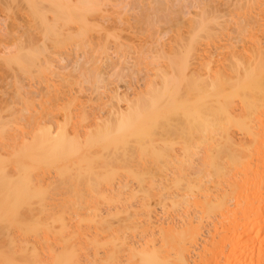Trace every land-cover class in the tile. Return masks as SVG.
Segmentation results:
<instances>
[{"label":"rangeland","instance_id":"rangeland-1","mask_svg":"<svg viewBox=\"0 0 264 264\" xmlns=\"http://www.w3.org/2000/svg\"><path fill=\"white\" fill-rule=\"evenodd\" d=\"M77 1L0 0V182L4 183H0V264H200L203 259L205 264L222 237L239 233L235 229L243 220L241 206L246 201L264 207V141L262 149L243 128L225 127L236 138L238 148L241 143L251 147L248 152L252 154L235 148L240 151L235 153L240 157L238 163H249L244 170L255 171L261 165V178L256 177L259 173L251 175L248 188L239 172L243 166L230 163L236 156L222 140L225 129L217 133L221 116L205 113L208 100L213 108L220 107L216 105L219 100L211 97L212 92L209 99L201 97L202 104H207L204 113L197 106L193 109L198 111L191 108L190 103L194 100L192 104L198 105L200 97H191L195 89L191 90L194 78L189 70L193 66L188 64L195 53L202 54L204 62H209L202 69L208 82L213 77L210 72L232 65L237 58L244 61L242 50L255 41L250 34L264 45L263 29L258 31L264 7L257 20L251 19L254 13L244 11L246 0ZM243 29L249 31L245 36ZM194 48L195 53L191 52ZM116 92L135 104L137 101L149 114L145 125L129 130L118 124L115 113L110 116L109 111L112 114L118 104L127 106L113 97ZM186 92L191 95L185 99ZM180 101L192 111H185ZM149 102L154 107L151 103L148 107ZM172 103L181 104L182 110ZM81 111L86 115L83 120ZM185 113L190 114L189 123ZM199 115L202 121L214 118L211 122L215 124L218 119V129L211 122V127H203ZM107 120L113 121L108 124ZM64 135L77 146L76 151L71 152L69 143L52 147L59 146ZM256 145L263 151L259 153ZM237 166L241 167L238 171ZM120 184L127 186L121 188ZM237 184L245 186V192ZM219 200L227 205L224 212L212 205ZM153 218H159L161 224ZM150 220L156 225L151 230ZM150 233L157 246L140 248L138 241L145 243L143 238ZM196 233V250H183L182 242ZM254 235L242 241H251L250 247L259 244ZM131 244H137L135 251V247L129 251ZM225 245L216 264H238V253L231 254L232 247Z\"/></svg>","mask_w":264,"mask_h":264},{"label":"bare ground","instance_id":"bare-ground-1","mask_svg":"<svg viewBox=\"0 0 264 264\" xmlns=\"http://www.w3.org/2000/svg\"><path fill=\"white\" fill-rule=\"evenodd\" d=\"M77 1V0H76ZM80 1V0H79ZM163 1V0H162ZM181 1V0H180ZM199 1V0H198ZM203 1V0H202ZM207 1V0H206ZM243 1V0H242ZM245 1V0H244ZM143 2V1H142ZM157 2V1H156ZM205 2V1H204ZM237 2V1H236ZM246 2H247V9L246 8H243L244 9V11L245 12H247V14L249 13V12H251V14L250 15H252V13H254L255 14V17H254V15H253V17L251 18V19H253V18H256L257 19V17L259 18V16L260 15H262L261 13L263 12L262 11V7H264V0H246ZM246 2H245V4H246ZM77 3H78V1H77ZM80 3V2H79ZM81 3H82V1H81ZM80 3V4H81ZM211 3V2H210ZM240 3V2H239ZM242 3V2H241ZM144 4V3H143ZM159 4V3H158ZM170 4V3H169ZM186 4V3H185ZM193 4V3H192ZM209 4V3H208ZM71 5V4H70ZM171 5H172V3H171ZM196 5H197V3H196ZM201 5V4H200ZM207 5V4H206ZM83 6V5H82ZM168 6V5H167ZM173 6V5H172ZM178 6V5H177ZM180 6H182V5H180ZM204 6V5H203ZM211 6V5H210ZM244 6H246V5H244ZM76 7H77V4H76ZM158 7H162V6H158ZM171 7V6H170ZM183 7H184V5H183ZM205 7H207V6H205ZM78 9H82V7H77ZM169 8V7H168ZM187 8V7H186ZM195 8V7H194ZM242 8V7H241ZM249 8V9H248ZM173 8H171V10H172ZM192 9V8H191ZM165 10H166V8H165ZM179 11V10H178ZM190 11V10H189ZM206 11V10H205ZM249 11V12H248ZM164 12V11H163ZM169 12V11H168ZM183 11L181 10V13H182ZM203 12V11H202ZM239 12V11H238ZM241 12V11H240ZM171 13H175V11L174 12H171ZM181 13H179V14H181ZM201 13V12H200ZM191 14V13H190ZM108 15V14H107ZM200 15H202V13L200 14ZM195 16V15H194ZM241 16V15H240ZM244 16V15H243ZM108 17V16H107ZM193 17V16H192ZM262 17V16H261ZM110 18H112V17H110ZM201 18V17H200ZM247 18V17H246ZM245 18V19H246ZM250 18V17H249ZM205 19V18H204ZM248 19V18H247ZM246 19V20H247ZM250 19V20H251ZM111 20V19H110ZM113 20V19H112ZM197 20V19H196ZM250 20H247V22H250ZM255 20V19H254ZM258 20V19H257ZM262 20V19H261ZM202 21V20H201ZM200 21V22H201ZM187 22V21H186ZM198 22V21H197ZM252 22H254V21H252ZM259 22V21H258ZM113 23V22H112ZM202 23V22H201ZM208 23V22H207ZM210 23V22H209ZM245 23V22H244ZM251 23V22H250ZM256 23V25L257 24H259V23H257V22H255ZM114 24V23H113ZM245 24H247L248 25V23H245ZM252 24V23H251ZM246 25V26H247ZM253 25V24H252ZM258 26V25H257ZM259 26H261V28L259 27ZM259 30L258 31H261V29H263L262 31H261V34H263L264 35V21H262L260 24H259ZM242 27V26H241ZM248 27H249V25H248ZM190 28V27H189ZM193 28V27H192ZM194 28H195V25H194ZM243 28V27H242ZM245 28V27H244ZM252 28H254V27H252ZM245 29H247V28H245ZM258 29V28H257ZM242 30V29H241ZM248 30V29H247ZM246 30V32H248L249 33V31H247ZM251 31L252 30H255V28L254 29H250ZM194 31V30H193ZM243 31L245 32V30L243 29ZM242 32V31H241ZM244 33L243 34V32L241 33V34H243V36H245L247 33ZM240 33V32H239ZM252 33V32H251ZM254 33H255V31H254ZM240 34V35H241ZM253 34V33H252ZM252 34H250V37L254 40L255 39V41H253V43H252V45L250 46V47H248L247 46V48L245 47L246 45H244V47H245V49L244 48H242V49H244V51L242 50V52H241V54L243 55V57H244V59L246 60V62H244V61H242L243 60V58L241 57V55L239 56V57H241L242 58V60H240V58L238 59H235V61L233 62V61H231L232 60V58H235V56H233L232 58H231V60H230V62L232 63L233 62V64L232 65H230V66H227L226 68H224V69H221L220 70V68L218 69L217 68V70H215L213 73H211L210 72V75L211 76H213L212 77V79H209V81L208 82H206L207 81V79H206V76L205 75H203V70L202 69H204V68H206L207 67V65L209 66V62H204V60H203V57H202V54H196L195 52H194V50H195V48L193 49V51H191V52H194L193 54H194V56H192V62L190 61V63L188 64V63H185L186 64V66H187V64H188V66L190 65V66H193V69H191L190 68V70H192V71H190L189 70V72H191L189 75L192 77V79L195 81H193V83H191L190 84V86L192 85L193 86V84H194V87H193V89L190 87V86H188V87H190L191 88V90H193L194 91V89H195V91H194V93H192L191 92V90H189V92H191L192 93V99H194L196 96H195V94H198V96L200 97V100H199V103H198V105L197 104H195V102H194V104H192V102L194 101H192L191 102V100H190V104H191V108L193 109V108H195V106H197L198 107V109H200V110H202L203 112L202 113H204V111H206V109L207 108H209V109H207L208 111H206L205 113L207 114V112H208V116H210V114H214V115H211V117L213 116V117H217L218 119H219V117H220V120L218 121V119L217 118H215V119H217L216 120V124L215 123H213V122H215V120H214V118H212L213 120H211V117L210 118H205V119H209V121L207 120V121H202V115H199L198 116V118L200 117V119L201 120H198V122L199 123H202L201 125H203V127H204V124L207 126H205L206 128H209L208 126H209V124H210V122L211 121H213V122H211V124H214L215 125V127L218 129V127H217V121L218 122H220V123H218V125H220L221 127L218 129V131H217V133L218 132H220V129L222 128V131H223V128L225 129V127L226 128H230L231 126H237L238 128L240 127V128H243L244 130L242 131V132H245V133H247V134H249L250 135V137H249V135L247 136L248 138H251V137H253V142L254 143H256V142H258L259 144H260V146H261V148H262V146H263V141H264V45L263 44H261L259 41H257V37L255 38V35L253 36ZM178 36H179V34H178ZM248 36H249V34H248ZM249 37V38H250ZM179 39V38H178ZM181 39V38H180ZM195 39H197V38H195ZM194 39V40H195ZM252 39H250V40H252ZM182 40V39H181ZM249 40V41H250ZM259 40V39H258ZM129 41V40H128ZM123 42H126V41H123ZM180 42V41H179ZM195 42V41H194ZM176 43V42H175ZM247 43H248V41H247ZM130 45H133V44H131V43H129ZM177 44V43H176ZM195 44V43H194ZM246 44V43H245ZM121 45V44H120ZM130 45H129V47H130ZM175 45V44H174ZM193 45V44H192ZM233 45V44H232ZM176 46H179V45H176ZM182 46H183V44H182ZM235 46V45H234ZM123 47V46H122ZM133 47V46H132ZM164 47V46H163ZM180 47V46H179ZM193 47H195V46H193ZM224 47V46H223ZM228 47V46H227ZM233 47V46H232ZM222 48V47H221ZM234 48H236V47H234ZM179 49V48H178ZM227 49V48H226ZM229 49V48H228ZM163 50V49H162ZM174 50V49H173ZM180 50V49H179ZM184 50V49H183ZM191 50V49H190ZM164 52H165V50H163ZM171 51V50H170ZM196 51V50H195ZM149 52V51H148ZM154 52V51H153ZM162 52V51H161ZM173 52V51H172ZM177 52H178V50H177ZM176 52V53H177ZM142 53V52H141ZM147 53V52H146ZM152 53V52H151ZM175 53V52H174ZM173 53V54H174ZM232 54L234 53H236V51L234 52H231ZM238 53V52H237ZM240 53V52H239ZM182 53H180V55H181ZM192 54V53H191ZM190 54V55H191ZM143 55H145V54H143ZM142 55V56H143ZM165 55V54H164ZM166 55H168V54H166ZM187 55V54H186ZM237 55H239V54H237ZM236 55V56H237ZM156 56V55H155ZM158 56V55H157ZM182 56V55H181ZM204 56V55H203ZM206 56V55H205ZM212 56V55H211ZM148 57V56H147ZM183 57V56H182ZM194 57V58H193ZM213 57V56H212ZM169 59H170V57H168ZM171 58H172V56H171ZM228 58V57H227ZM153 59V58H152ZM155 59V58H154ZM162 59V58H161ZM206 59V58H205ZM168 60V59H167ZM150 61H152V60H150ZM156 61V60H155ZM207 61V60H206ZM210 61V60H209ZM154 62V61H153ZM184 62V61H183ZM186 62V61H185ZM212 62V61H211ZM211 62H210V64H211ZM229 62V64H231ZM141 63V62H140ZM152 63V62H151ZM225 63H226V61H225ZM150 64V63H149ZM178 64V63H177ZM228 64V65H229ZM151 65V64H150ZM154 65V64H153ZM160 65V64H159ZM164 65V64H163ZM227 65V64H226ZM142 66V65H141ZM219 66V65H218ZM143 67V66H142ZM183 67H185V66H183ZM225 67V66H224ZM148 68V67H147ZM158 68V67H157ZM164 68V67H163ZM171 68V67H170ZM174 68V67H173ZM173 68H171V69H173ZM188 68V67H187ZM146 69V68H145ZM155 69V68H154ZM162 68H160V70H161ZM175 69V68H174ZM180 69V68H179ZM141 70H143V68L141 69ZM153 70V69H152ZM156 70V69H155ZM213 70V69H212ZM144 71V70H143ZM164 71V70H163ZM177 71V70H176ZM158 72V71H157ZM162 72V71H161ZM184 72V71H183ZM183 72H182V74H183ZM186 72H187V70H186ZM206 72V71H205ZM144 73H147V72H144ZM166 74H167V72H165ZM181 73V72H180ZM168 74H169V72H168ZM167 74V75H168ZM171 74V73H170ZM169 74V75H170ZM173 75H174V70H173V73H172ZM154 75V74H153ZM161 75V74H160ZM162 75H163V73H162ZM161 75V76H162ZM180 75V74H179ZM184 75V74H183ZM188 75V76H189ZM206 75H207V73H206ZM187 76V75H186ZM205 76V77H204ZM162 77H164V76H162ZM172 76H170V78H171ZM183 77V76H182ZM146 78V77H145ZM165 78V77H164ZM163 78V79H164ZM189 79V78H188ZM149 80V79H148ZM162 81H164V80H162ZM167 81V80H166ZM184 81V80H183ZM149 82V81H148ZM150 83V82H149ZM165 83V82H164ZM174 83V82H173ZM172 83V84H173ZM168 84V83H167ZM164 85V84H163ZM162 85V86H163ZM174 85H175V83H174ZM173 85V86H174ZM178 85V84H177ZM182 85H183V83H182ZM189 85V84H188ZM205 85L206 86H210L209 87V89L211 88V87H214V88H211V89H213V91H210L209 89H208V87L206 88L205 87ZM228 85V86H227ZM165 86H166V88L169 90V88H170V86H169V84L168 85H166L165 84ZM169 86V87H168ZM176 86V85H175ZM185 86V85H184ZM147 87H149L151 90H152V88L150 87V86H146V88ZM164 87V86H163ZM129 88V87H128ZM131 88V87H130ZM173 88V87H172ZM175 88V87H174ZM179 88V87H178ZM127 89V88H126ZM159 89V88H158ZM162 89V88H161ZM164 89V88H163ZM182 89V88H181ZM189 89V88H188ZM207 89H208V91H207ZM227 89H229V92L227 93L226 91H227ZM19 90H22V89H19ZM154 90V89H153ZM166 90V89H165ZM164 90V91H165ZM168 90H166L167 92H168ZM172 90V89H171ZM171 90H169L170 92H171ZM179 90V89H178ZM185 90V89H184ZM165 91V92H166ZM186 91V90H185ZM137 92H139V91H137ZM156 92L158 93V91L156 90ZM155 92V93H156ZM212 92H213V94H212ZM115 93V92H114ZM117 94H118V92H116ZM133 93V92H132ZM142 93V92H141ZM150 93H154V92H150ZM154 93V94H155ZM160 93V92H159ZM172 93V92H171ZM178 93V92H177ZM186 93H188V92H186ZM186 93H185V95L184 96H186ZM137 95L139 94V93H136ZM135 94V95H136ZM176 94V93H175ZM184 94V93H183ZM211 94H212V96H211ZM112 95H113V93H112ZM134 95V96H135ZM157 95V94H156ZM159 95H161V94H159ZM162 95H164V94H162ZM191 94L190 93H188L187 94V96L186 97H184L185 99L186 98H188V96H190ZM133 96V97H134ZM158 96V95H157ZM195 96V97H194ZM207 96V97H206ZM208 96H211V97H213L216 101L217 100H219L218 102H220V104L218 103H216V105H220V107H214L213 108V105H210V104H212V103H210V100H205V101H207V103H209L208 104V106H207V104L204 106V104H202L203 102V100L201 99V97L202 98H204L205 99V97L207 98V99H209L208 98ZM117 101H118V103H120L121 101L123 102V101H125L126 102V105L127 106H120L119 104H118V107H116L114 110H115V112H114V110H112V114H111V110L109 111V113H110V116L111 115H113V113H115L114 115H116L115 117H117V120L116 121H118L119 123L118 124H120V126L122 125L123 127L125 126L126 128H133L134 126L136 127H138V125L140 124H143V125H145V122L147 121V119H149V114H147V112L145 111V110H143V109H140L139 108V103L136 101V104L133 102V101H131V100H127L126 98H124V96L123 97H121V96H119V94L118 95H114L113 96ZM136 97V96H135ZM191 97H189V98H191ZM164 98V97H163ZM154 99H156L155 97H154ZM175 99H176V97H175ZM179 99V98H178ZM183 99V98H182ZM181 99V100H182ZM182 100L183 102L185 101L186 102V100ZM212 99V98H211ZM158 100V99H157ZM163 100V99H162ZM174 100V99H173ZM177 100V99H176ZM196 100V99H195ZM215 100L213 101L214 103H215ZM238 100V101H237ZM152 101V100H151ZM159 101V103H161L162 101H160V99L158 100ZM182 101H180L181 102V104L183 103ZM197 101V100H196ZM205 101H204V103H205ZM222 101V102H221ZM153 102H154V100H153ZM156 100H155V102H154V104L156 105ZM170 102V101H169ZM171 102H173V101H171ZM170 102V103H171ZM188 102V101H187ZM146 103H148V102H146ZM151 102H149V104H147L148 105V107H149V105H151L150 104ZM159 103H157V104H159ZM167 103H168V101H167ZM176 103H178V102H176ZM213 103V104H214ZM135 104V105H134ZM154 104H152V106L154 107ZM165 104H166V102H165ZM169 104V103H168ZM173 104H175V103H172V106H175V105H173ZM181 104H180V106H181ZM187 104V103H186ZM144 105V104H143ZM143 105H142V107L141 108H143ZM146 105V104H145ZM161 105V104H160ZM164 105V102H162V106ZM169 105H171V104H169ZM183 106L185 105V103L184 104H182ZM193 105H194V107H193ZM215 105V104H214ZM215 105V106H216ZM135 106V107H134ZM152 106L150 107V108H152ZM162 106H161V108L160 109H162ZM176 106H179L178 104H176ZM175 106V107H176ZM179 106V107H180ZM186 106H188V105H186ZM186 106H184V110L186 111L188 108V110L190 111L191 109H190V107H188V108H185ZM206 106H207V108H206ZM210 106V107H209ZM212 106V107H211ZM146 107L147 106H145L144 108L146 109ZM158 107V106H157ZM164 107H166V105H164ZM175 107L174 108H172V109H175ZM179 107H176V109L177 108H179ZM202 107V108H201ZM150 108H148V109H150ZM156 108V107H155ZM159 108V107H158ZM158 108H156V110H158ZM168 108H169V106H168ZM171 108H169V109H171ZM205 108V109H204ZM164 109V111H165V108H163ZM175 109V110H176ZM204 109V110H203ZM179 110V109H178ZM180 110H182V108L180 107ZM194 111H196L197 110V108L196 109H193ZM199 110V111H200ZM145 111V112H144ZM148 112H149V110H147ZM166 111H167V109H166ZM169 111H171L172 112V110H169ZM168 111V112H169ZM184 111V112H185ZM192 111V110H191ZM198 111V110H197ZM201 112V111H200ZM199 112V114H201ZM209 112H211L210 114H209ZM220 113V114H219ZM81 115H79L81 118L80 119H82V118H84V117H86V115L84 114V113H82V111H81V113H80ZM183 114V113H182ZM193 114V113H192ZM188 115V114H187ZM186 115V113H185V117L187 118L188 116ZM217 115V116H216ZM218 115H219V117H218ZM79 116H77L78 118H79ZM84 116V117H83ZM97 115H95L94 116V119H96L97 120V117H96ZM99 116V115H98ZM151 116V115H150ZM196 116V115H195ZM206 116V115H205ZM205 116H203V117H205ZM207 116V117H208ZM96 117V118H95ZM100 117L101 116H99L98 118H99V120H100ZM191 117H192V115H191ZM197 117V116H196ZM68 118H70V117H68ZM72 118V117H71ZM88 118V117H87ZM87 118H85V119H87ZM152 118V117H151ZM150 118V119H151ZM195 118V117H194ZM193 118V119H194ZM84 119V120H85ZM68 121H69V123H70V120L69 119H67ZM83 120V119H82ZM102 120V119H101ZM100 120V121H101ZM186 120V119H185ZM191 120V118H190V116H189V120H188V123H189V121ZM195 120V119H194ZM193 120V122H192V124L193 125H195V126H197V123H196V121H194ZM197 120V119H196ZM223 120V121H222ZM92 121V120H91ZM102 121H104V120H102ZM106 121V120H105ZM111 121H113V120H111ZM111 121L109 122V123H111ZM151 121H153L152 119H151ZM192 121V120H191ZM78 122V121H77ZM93 122H98V121H93ZM149 123H152V122H150V121H148ZM105 123H108V120H107V122H105ZM108 123V124H109ZM149 123H146V124H149ZM198 123V124H199ZM256 123V124H255ZM99 124V123H98ZM210 124V127L212 126ZM255 124V125H254ZM214 125H213V127H214ZM98 126V125H97ZM254 126L256 127L255 128V130L256 131H253L254 129ZM135 127H134V129H135ZM251 127H253L252 129L253 130H251ZM128 128V129H129ZM199 128V127H198ZM201 128V127H200ZM240 128L238 129V131L240 130ZM134 129H132V130H134ZM194 129V128H193ZM213 129V128H212ZM130 130V129H129ZM216 130V129H215ZM226 130V131H225ZM224 131H223V133H219L221 136L223 135V141H224V139H225V141L224 142H226V143H228V145L227 146H229L228 147V149L229 150H231L232 151V153L233 154H235V153H237L238 151H236V149L235 148H238L237 147V142L235 141L236 140V138L235 139H233V137H232V135H230L231 133L228 131V129H225ZM207 131V130H206ZM131 132V131H130ZM136 132H137V134H138V131H135V132H133L132 131V133L133 134H136ZM202 132V131H201ZM233 132V131H232ZM4 133V132H3ZM213 133H214V131H213ZM216 133V132H215ZM216 133V134H217ZM234 133V132H233ZM130 134V133H129ZM139 135H141V133H139ZM138 135V136H139ZM198 135V134H197ZM218 135V134H217ZM219 135V136H220ZM70 136H74V135H70ZM137 136V137H138ZM220 136V137H221ZM235 137H236V135H234ZM5 137V136H4ZM78 137H79V135H78ZM200 137V136H199ZM3 138V137H2ZM67 138H68V136H67ZM66 138V135H64V136H62V139H61V141H60V144H59V146L58 145H55V146H52V147H54L55 149L56 148H63L64 147V145H68V143L71 145V152L73 151H76V148H77V146H75V145H73L70 141H69V139H67ZM250 140V139H249ZM8 141H10V140H8ZM7 141V142H8ZM14 141V140H13ZM214 141V142H213ZM213 143H215V142H217V141H215L214 139H213ZM4 142H5V140H4ZM3 142V143H4ZM16 142V141H15ZM263 142V143H262ZM6 143V142H5ZM258 143H256L257 145H258ZM262 143V144H261ZM241 144H243V143H241ZM241 144H240V147L237 149V150H244L243 152H248V150H249V147H250V145H248L247 147H246V145L244 146V144L241 146ZM7 145V144H6ZM256 145V146H257ZM56 146H58V147H56ZM69 146V145H68ZM220 147V146H219ZM259 146H257V149H259L258 150V152L261 150V148H258ZM216 148V147H215ZM241 148V149H240ZM217 149V148H216ZM227 149V150H228ZM263 149V148H262ZM53 151H54V149H52ZM250 150H251V147H250ZM256 150V149H255ZM52 151V152H53ZM55 151H57L56 153V155L57 156H59L58 155V149L57 150H55ZM59 151H60V149H59ZM231 151H230V153H231ZM233 151H235V152H233ZM252 151V150H251ZM250 151V152H251ZM261 151H263V150H261ZM52 152H50V153H52ZM61 152H63V151H61ZM70 152V153H71ZM229 152V151H228ZM242 151H241V153L243 154V155H247V153L246 154H244ZM250 152H248V153H250ZM264 152V151H263ZM262 152V153H263ZM240 153V151L238 152V154ZM253 152H251V154H252ZM260 153V152H259ZM54 154H55V152H54ZM61 154H64V153H61ZM257 154V153H256ZM230 155V154H229ZM242 155V156H243ZM260 155H263V154H260ZM57 156H54V157H57ZM231 156V155H230ZM235 156H236V158L234 157V156H232L231 157V161H230V163H232V164H234V166H236V165H238L239 163H241V161L240 160H238V158H240V157H238L237 158V154H235ZM240 156H241V154H240ZM264 156V155H263ZM244 158L245 157H243L242 158V161H244ZM247 158H248V156L246 157V162H248V160H247ZM250 159V158H249ZM238 160V161H237ZM240 161V162H239ZM239 162V163H238ZM246 162H244L243 164H245ZM237 163V164H236ZM228 164H229V162H228ZM247 164H249V163H246V165ZM259 164V163H258ZM240 165H242V164H239V166ZM246 165H244V166H246ZM227 166V165H226ZM243 166V165H242ZM244 166L242 167V169H240V171L239 172H243L242 174V176H244L245 178V180L243 181V178L241 179V181H243L242 183L244 184H246L247 186L246 187H248V184H250L249 183V181H250V176L251 175H254L255 176V174L256 173H259V174H256V177H257V175H258V178L260 177L261 178V176H259L260 175V170H259V167L261 166H257V170H255V171H253L252 170V168H248V169H246L249 165H247V167H245V170H244ZM199 168H201L200 166H198ZM231 167V166H230ZM238 167V166H237ZM239 168H241V167H238L237 168V171L239 170ZM232 169H233V165H232ZM236 169V168H235ZM197 170H198V168H197ZM244 170V171H243ZM230 173V172H229ZM238 173V172H237ZM230 175V174H229ZM4 177V176H3ZM237 178V177H236ZM8 180V179H7ZM234 181V180H233ZM6 182V181H5ZM12 182V181H11ZM13 182H15V181H13ZM235 182H236V180H235ZM0 183H3V182H0ZM233 183V182H232ZM231 183V184H232ZM4 184V183H3ZM6 184H8V183H6ZM11 184H15V183H11ZM124 184V183H123ZM9 185V184H8ZM16 185H18V183L16 184ZM121 185V184H120ZM126 185V184H125ZM124 185V186H125ZM238 186H240L239 184H237ZM236 185V186H237ZM262 191H261V193L263 194L262 196H261V200L264 202V181L262 180ZM4 186V185H3ZM19 186V185H18ZM123 185H121V188L122 187H124ZM127 186V185H126ZM232 186V185H231ZM234 186V185H233ZM242 187V190L245 192V190L246 189H243V187L244 188H246L245 186H243V185H241ZM5 187V186H4ZM3 187V188H4ZM14 187V186H13ZM20 187V186H19ZM19 187H16L17 189L19 188ZM29 187V186H28ZM9 188L11 189L12 187H10V185H9ZM118 188V187H117ZM120 188V187H119ZM118 188V189H119ZM121 188H120V190H121ZM127 187H125V189H126ZM230 188V187H229ZM249 188V187H248ZM14 189H15V187H14ZM13 189V190H14ZM234 189V188H233ZM19 190V189H18ZM231 190V189H230ZM236 190H237V188H236ZM238 190H239V187H238ZM248 190V189H247ZM207 191V190H206ZM205 191V192H206ZM241 191V190H240ZM11 192V191H10ZM15 192V191H14ZM204 192V191H203ZM204 192V193H205ZM224 192V191H223ZM207 193V192H206ZM208 193H211V192H208ZM222 194V193H221ZM218 198V197H217ZM220 198V197H219ZM215 199V198H214ZM244 199V198H243ZM260 199V198H259ZM245 200H247V199H245ZM244 200V201H245ZM209 201V200H208ZM211 201V200H210ZM258 201V200H257ZM260 201V200H259ZM197 202H198V200H197ZM238 202H240V201H238ZM247 202V203H246ZM245 203H244V205L243 206H241L242 208H243V220H242V222L241 223H239L237 226H236V231L235 232H239V233H234V231H233V235H231L232 233H230L229 235H231V236H229V235H227V238H223L222 237V239L221 240H219V241H221L219 244H218V246H216V244L214 245V246H216V247H214L213 246V248H214V250L212 249V250H210L211 251V257L210 258H208V257H206V258H208V259H206V262H205V264H216V263H218V261H219V259H220V257L221 256H223V253H224V249H225V247H226V245L224 246V243H228V245L229 246H231L232 247V253L231 254H233V252H237L238 254V260L237 259H235V258H233L234 260H237V262H238V264H264V216H263V214H264V207H262L261 206V203H259V205L257 204L256 205V203L255 202H253V201H251V202H248V201H246ZM8 203V202H7ZM217 203V202H216ZM214 204V203H212V205H214L216 208L218 207V209L219 210H221V208H223V212H224V210H226L224 207L225 206H227V205H224L225 203L221 200H219V202L217 203V204ZM14 204V203H13ZM10 205V204H9ZM142 205H144L145 207H146V204L144 203V204H142ZM239 205V204H238ZM240 205H241V202H240ZM8 210V209H7ZM6 214V213H5ZM6 216V215H5ZM7 216H8V214H7ZM149 218H150V216H149ZM155 218H153L152 220L157 224L158 222L160 223V219L159 218H157V220L155 219ZM159 219V220H158ZM148 221V220H147ZM147 221H146V223H147ZM153 221H149L148 223V227H150L151 226V228H149V230H151L152 228H154L156 225H155V223L153 222ZM158 221V222H157ZM145 223V224H146ZM154 224V225H153ZM161 224V223H160ZM147 225V224H146ZM150 225V226H149ZM158 226H159V224H157ZM163 225V224H162ZM161 225V226H162ZM154 226V227H153ZM157 228V227H156ZM161 229H163V227H161ZM237 229H238V231H237ZM228 230V229H227ZM234 230V229H233ZM229 231H230V229H229ZM228 231V232H229ZM231 232H232V230H231ZM254 233H256L257 234V236H255V237H257L256 239H255V241H256V243H259V244H255V242L253 243V244H255V245H257V246H255V245H253L252 244V247H250V245H251V241L249 242L248 240L244 243V241H242V239H244L245 237H247V236H249V235H251V234H254ZM151 234V233H150ZM197 234V233H196ZM228 234V233H227ZM225 236H226V234H224ZM148 236V235H147ZM224 236V237H225ZM229 236V237H228ZM6 238V237H5ZM8 238H11V237H8ZM198 234L197 235H194V236H192V237H190V238H188V239H186V240H184L183 242H182V246H183V250H185V251H187V252H190L191 250L190 249H192L193 247L195 248L196 247V245H199V244H197L196 242H199L198 241ZM254 238V237H253ZM49 239V238H48ZM144 239V240H143ZM142 240L143 241H146L145 243H143V242H141V244H140V241H138L139 242V245L140 246H142V247H140V248H142V249H144V247L146 246L147 248L149 247L150 248V246H151V248L153 247H155V246H157V243H156V239L155 238H153V234H151V235H149L148 237H146V238H143ZM245 239H247V238H245ZM244 239V240H245ZM10 240H12V239H10ZM141 240V241H142ZM12 242V241H11ZM11 242H9L8 244H9V247H11V245H10V243ZM17 242H18V240H17ZM16 242V243H17ZM44 242H45V240H44ZM47 242V241H46ZM223 242V243H222ZM19 243V242H18ZM125 243V242H124ZM129 243V242H128ZM131 243V242H130ZM48 244V243H47ZM127 244V243H126ZM138 244V243H137ZM137 244H134V245H129L130 247H131V249H129V251L130 250H132V248H134ZM12 245H13V243H12ZM138 245V246H139ZM15 246V245H14ZM138 246H137V248H138ZM176 246V245H175ZM255 246V247H254ZM20 247H22V246H20ZM48 247V246H47ZM128 247V246H127ZM129 247V248H130ZM146 247H145V249H146ZM177 247V246H176ZM223 247H224V249H223ZM8 248V247H7ZM15 247H13L12 249H14ZM200 248V247H199ZM127 249V248H126ZM176 249V248H175ZM198 249V248H197ZM8 250H10V248H8ZM134 251L136 250V247H135V249H133ZM190 250V251H189ZM195 250H196V248H195ZM11 251V250H10ZM146 251V250H145ZM144 251V252H145ZM193 251V250H192ZM191 251V252H192ZM2 252V251H1ZM31 253H33V249H32V251H30ZM29 252V253H30ZM51 252V251H50ZM137 252V251H136ZM22 253H23V251H22ZM2 254V253H1ZM8 254H9V252H8ZM12 255H14L13 253H11ZM34 254H35V251H34ZM236 254V253H235ZM2 255H4V254H2ZM29 255H31V254H29ZM33 255V254H32ZM209 255V254H208ZM7 256V255H6ZM27 256V255H26ZM35 256V255H34ZM34 256H32V260H33V258H34ZM204 256V255H203ZM202 256V257H203ZM8 257V256H7ZM9 257H11V256H9ZM14 257H17V255H15ZM28 257V256H27ZM37 257V256H36ZM204 257V258H205ZM232 258V257H231ZM231 258H229V259H231ZM4 259V258H3ZM9 259V258H8ZM13 259V258H12ZM15 259V258H14ZM13 259V261H14V263H16L17 261L16 260H14ZM10 260V259H9ZM31 259H29V261H30ZM31 260V261H32ZM204 260V259H203ZM203 260L202 261H200L201 263L200 264H202V262H203ZM207 260L209 261V263L207 262ZM8 262V261H7ZM6 262V263H7ZM10 262H12V261H10ZM26 262H28V261H26ZM236 262V263H237ZM31 263V262H30ZM43 263V262H42ZM41 263V264H42ZM12 264V263H11ZM37 264V263H36ZM203 264H204V262H203ZM228 264H231L230 263V261L228 262Z\"/></svg>","mask_w":264,"mask_h":264}]
</instances>
